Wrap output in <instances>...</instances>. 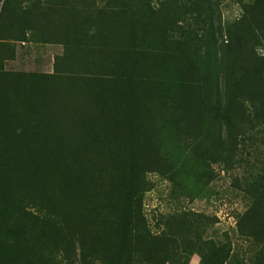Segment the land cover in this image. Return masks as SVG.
Wrapping results in <instances>:
<instances>
[{
	"label": "rangeland",
	"instance_id": "rangeland-1",
	"mask_svg": "<svg viewBox=\"0 0 264 264\" xmlns=\"http://www.w3.org/2000/svg\"><path fill=\"white\" fill-rule=\"evenodd\" d=\"M0 264H264V0H0Z\"/></svg>",
	"mask_w": 264,
	"mask_h": 264
}]
</instances>
